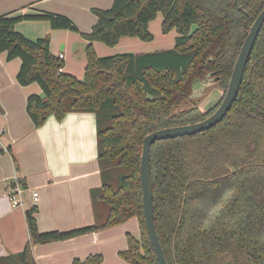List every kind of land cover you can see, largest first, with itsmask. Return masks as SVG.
<instances>
[{
    "label": "trees",
    "instance_id": "obj_1",
    "mask_svg": "<svg viewBox=\"0 0 264 264\" xmlns=\"http://www.w3.org/2000/svg\"><path fill=\"white\" fill-rule=\"evenodd\" d=\"M264 0H113L94 8L86 41L82 80L63 71L48 37L29 39L14 25L47 21L52 29L77 31L62 14L0 15V53L18 58L16 81L37 83L26 98L35 128L48 116L92 112L97 126L101 185L91 188L93 224L40 232L36 207L25 210L28 242L0 264H35L32 246L64 240L136 217L139 239L127 234L119 252L130 264H158L143 222L139 167L143 138L157 129L200 121L207 111L178 109L192 83L210 72L224 92L239 49ZM161 13L162 31L175 29L174 48L150 53L97 56L95 41L114 46L122 37L153 39L149 23ZM59 68H62L59 71ZM105 123V127L102 124ZM153 213L168 264H264V23L255 40L231 108L213 127L162 139L150 147ZM100 253L72 264H100Z\"/></svg>",
    "mask_w": 264,
    "mask_h": 264
},
{
    "label": "crops",
    "instance_id": "obj_2",
    "mask_svg": "<svg viewBox=\"0 0 264 264\" xmlns=\"http://www.w3.org/2000/svg\"><path fill=\"white\" fill-rule=\"evenodd\" d=\"M53 2L54 0H19L12 4V9L1 14H37L40 11L55 13ZM68 15L65 16L70 18V14ZM15 30L29 39L42 38L48 33L50 50L57 57L63 54V71L78 77L77 79L81 78L86 59L77 57L75 65L72 55L74 52H83L86 44L84 39L82 43H73L65 31L58 33L49 23L37 20L20 21L15 24ZM93 44L100 57L116 53L142 54L163 50H149L142 45L140 47L143 50H133L138 47L137 39L127 36L120 39V45L116 48L103 47L96 41ZM0 56V88L3 91L8 81L9 64L16 62L18 58L8 61L5 53H0ZM15 82L21 86L16 78ZM33 91H36L35 94L41 93L40 89ZM30 94H22L12 101L10 97L0 95V256L23 250L29 239L25 210L32 206L36 207L35 218L40 232L66 231L91 225L95 221L90 190L101 185L95 114L68 112L60 121L50 115L41 127L35 128L26 112V98ZM14 176L19 177L21 184L28 189L24 194L23 208L13 207L5 193L7 182ZM30 191L37 192L35 203ZM132 219L137 222L133 228L135 232L127 229V224ZM127 234L140 238L141 229L136 217L64 240L35 244L32 246V255L35 264H72L75 258L83 260L88 255L97 253L103 257L100 264H107L109 258L113 264H130L119 255L120 251L127 248ZM119 258L126 263L119 261Z\"/></svg>",
    "mask_w": 264,
    "mask_h": 264
},
{
    "label": "rangeland",
    "instance_id": "obj_3",
    "mask_svg": "<svg viewBox=\"0 0 264 264\" xmlns=\"http://www.w3.org/2000/svg\"><path fill=\"white\" fill-rule=\"evenodd\" d=\"M19 0H0V14L3 12H6V10H10L12 4L14 2H17ZM113 0H54L53 2V8L56 10L54 11L55 13H60L69 16L71 20L74 22V24L77 26V31L74 30H67V29H53V30H58V33H61L65 31L67 33L69 39L71 42L76 43V42H83V38L81 33L84 32H89L91 30L92 25L96 22V16L93 12L94 8H99V9H106L109 8L112 4ZM43 6H47V4H43ZM51 6V5H50ZM44 8V7H41ZM51 11V10H49ZM52 12V11H51ZM162 15L161 13H158L156 17L149 23L148 30L152 34L153 39L150 41H142L137 37H131L127 36L130 38H135L137 39V44L138 47H134L133 50H136V48H140L139 50H143L142 46H147L145 48H148L149 50L153 49H158L161 48L163 50H168L174 48V41L175 37L177 36V32L175 29H171L170 31L163 33L162 31ZM21 21H34V20H21ZM37 21H42V22H47L43 20H37ZM20 22V21H19ZM18 23V22H17ZM48 23V22H47ZM15 28V25H14ZM42 37H48L49 43H50V36L48 33L44 34ZM103 47H111V48H116L120 44L119 42L115 44L114 46H107L103 44L102 42L96 41ZM93 50L96 53V49L94 44H92ZM76 49L78 48V45L75 47ZM75 49V50H76ZM110 49V48H109ZM51 54L55 57L57 55L53 54V52L50 50ZM117 54V53H116ZM4 56V55H2ZM80 58H85V47L83 52H74V55L72 57L75 58L74 64L77 65V57ZM98 56V55H97ZM1 57V56H0ZM16 62H10L9 66V75H8V81L5 85L4 90L0 88V95H3L5 97H10L11 101L13 98L17 96H21L22 94H30L34 93L36 91L33 90H39V86L37 83H32L31 86L29 87H23V86H18L15 82V74L18 71L19 63L20 60L16 59ZM65 63V60H64ZM79 64V63H78ZM15 66L17 69H15ZM16 70V71H15ZM84 77V71L83 75L81 76L82 79ZM78 78V77H77ZM0 79H1V74H0ZM208 81H194L193 83V98L185 99L181 105L179 106L178 109H185L189 107H198L201 111H207L213 106H215L218 102L220 103L224 94V91L217 86L216 82V77H212L210 74L207 76ZM103 127H105V123L102 124ZM137 225V222L135 219H132L128 222L127 224V229L130 232H135L133 231V228ZM137 235V234H136ZM120 259V258H119ZM124 262L123 260H119ZM107 264H113L112 260L107 262Z\"/></svg>",
    "mask_w": 264,
    "mask_h": 264
},
{
    "label": "water",
    "instance_id": "obj_4",
    "mask_svg": "<svg viewBox=\"0 0 264 264\" xmlns=\"http://www.w3.org/2000/svg\"><path fill=\"white\" fill-rule=\"evenodd\" d=\"M263 23L264 7L256 16L248 30V33L239 49L237 58L235 60L227 88L223 94L221 102L218 104L214 112L200 121L157 129L146 134L143 138L139 167V179L142 191L143 222L145 225L147 238L154 251L158 264L168 263L165 259L154 223L152 179L150 171V147L153 142L158 140L192 135L209 129L223 119L237 97L245 67L248 63L255 40ZM193 83L189 98H193L194 96L193 91L195 90H193Z\"/></svg>",
    "mask_w": 264,
    "mask_h": 264
},
{
    "label": "built area",
    "instance_id": "obj_5",
    "mask_svg": "<svg viewBox=\"0 0 264 264\" xmlns=\"http://www.w3.org/2000/svg\"><path fill=\"white\" fill-rule=\"evenodd\" d=\"M58 58L63 59V54H59ZM61 69L62 68H59V71H61ZM27 190L28 189L21 184L19 177L14 176L7 182L5 193L13 207L23 208L24 194ZM30 193L33 203H35L37 200V192L30 191Z\"/></svg>",
    "mask_w": 264,
    "mask_h": 264
},
{
    "label": "flooded vegetation",
    "instance_id": "obj_6",
    "mask_svg": "<svg viewBox=\"0 0 264 264\" xmlns=\"http://www.w3.org/2000/svg\"><path fill=\"white\" fill-rule=\"evenodd\" d=\"M210 73V72H209ZM209 73H207L204 77H202V78H199V79H195V81H208V79H207V76H209ZM211 75V74H210ZM212 77H214V75H211Z\"/></svg>",
    "mask_w": 264,
    "mask_h": 264
}]
</instances>
